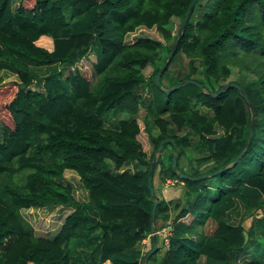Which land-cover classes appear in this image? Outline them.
Wrapping results in <instances>:
<instances>
[{"label": "trees", "instance_id": "16d2710c", "mask_svg": "<svg viewBox=\"0 0 264 264\" xmlns=\"http://www.w3.org/2000/svg\"><path fill=\"white\" fill-rule=\"evenodd\" d=\"M192 1L0 0V68L18 77L0 80L3 96L11 94L0 100V264H142L140 243L150 236L152 246V226L157 231L168 220V244L162 235L146 264H230L238 251L264 256L257 243L264 237V0H196L180 31ZM173 16L179 26L169 47L149 36L126 40L139 26L170 39ZM176 38L156 85L154 75ZM89 51L96 59L79 67ZM177 53L192 71L203 69L206 78L196 79L202 87L186 82L164 91L186 78L176 74L162 83ZM232 66L249 67L256 77L212 95ZM33 67L49 69L37 74ZM37 78L42 90L29 87ZM147 80L149 97L138 90ZM141 107L143 127L135 116ZM110 111L128 115L108 126ZM141 130L150 153L138 138ZM167 137L175 144L164 142L163 151L168 144L174 151L163 159L155 153ZM189 147L204 153L182 165L179 157ZM155 156L153 180L157 167L161 180L176 171L191 177L181 178L182 196L155 191L160 202L152 220L148 171ZM66 169L77 173L87 200L75 197ZM211 177L213 192L205 182ZM236 199L261 212L252 213L247 229L242 215L235 223L224 215ZM58 205L70 211L52 235L37 234L22 212ZM261 258L254 264H264Z\"/></svg>", "mask_w": 264, "mask_h": 264}, {"label": "rangeland", "instance_id": "374dc122", "mask_svg": "<svg viewBox=\"0 0 264 264\" xmlns=\"http://www.w3.org/2000/svg\"><path fill=\"white\" fill-rule=\"evenodd\" d=\"M178 26H179V19L177 17L173 16L170 19V22L167 24V27L172 32V36L170 39H168V40L165 39L160 34L158 29L155 27L139 26L133 32H130L127 34L126 40L134 39L135 37H139V36H149L152 38L159 39L160 41L165 43L167 45V47H169L171 45V42L173 40L172 39L173 35L176 33ZM169 52H168V54H169ZM165 54H166V49L164 51H162L161 55L165 56ZM89 59H91V60L96 59L94 51H89L87 53V56H85L84 58H82L78 62V64H79L78 66L84 67L85 64H87V66H88L89 61H90ZM260 60H262V59H260ZM252 66H254V64H252ZM32 69L37 74H44L48 71L49 67H43V68L33 67ZM151 71H152V65L147 64V66L143 69V72H144V75L146 78H148V79L150 78ZM167 73H168L167 77H169V78L167 79V77H166L165 78L166 80L163 79L162 83L164 85L171 82V79L176 77V74H180L184 77L195 78L197 80H201V79L206 78L204 71L200 66L197 68V71H195V72L192 71L191 66L188 63V58L183 56V55L180 56V54H178V53L174 55L173 60L171 61L170 65L168 67ZM255 73L256 72H253L249 67L241 69V68H238V66H232V71H231L230 75L225 80H223L222 83H227L229 81H241L242 83H246L247 80L249 81V79H253L256 77ZM17 79H18V77L14 72L10 71L7 68H0V80L3 81V83L15 82ZM37 79H35L29 85V87L33 88V89H37V90H42L43 89L42 82L39 79L38 80ZM138 90L142 94L146 95V97H149L150 93H151L150 80H147L145 83L141 84V86L138 88ZM10 95L11 94H7V95L3 96V92H0V100L8 99ZM2 103L3 102H1L0 104H2ZM201 110L206 111L208 113L211 112L210 109H206L205 107H202ZM145 113H146L145 108L141 107L135 115L138 118L139 123L141 124V127H143V118H145ZM127 115H128L127 112L120 111L119 114H115L114 112L110 111L107 113V117L105 120L106 125H108V126L116 125V121L119 118L126 117ZM0 122H1V120H0ZM216 127L218 129V133L223 132L222 127L217 126V125H216ZM158 132L159 131L157 129L152 130L153 134H157ZM183 133L187 134V135L189 134L188 130H186V129ZM188 136L192 139V141H195L197 135L190 133ZM138 138L141 140L143 147L147 151V153H150L152 151V144L150 143V140H149L147 134L144 132V130L140 131V133L138 134ZM176 149H177V147H176ZM163 150H164V147H162L161 150H158L155 154L159 155V157H162L163 159H165L166 153L169 152V150L174 151V148H173V146L168 144V146L165 147V153ZM202 153H204L203 149L200 151H196L190 147L186 148V152H184L179 157V161L181 162L182 165L188 166L189 158H191L192 161H194L195 158H197V156L201 155ZM125 165H127V167L132 168V164H130V163H127ZM158 169H159L158 167L155 169V176H154V180H153V187H154L156 193H158L160 196H163L165 198H169V197L176 196V195L182 196V193L184 190V184L182 183L181 185H177V186H165V185H163L162 180L158 176ZM65 177L67 180H69L72 183L73 188H74L73 192H74L75 197L81 201L87 200L88 199L87 189L82 185L77 173L72 169H66L65 170ZM205 182L210 185V190L213 192L215 189V186H216L215 177H211V178L205 180ZM244 207H246V206H244V204H242V202L240 200L236 199L235 204L230 206L229 208H227L224 215L229 221L234 222V223L238 222L240 216L242 215L243 216L242 223H243L245 229H247L249 224H250V219L252 217V213L256 214L257 216H260L261 212H256V210H251V209H250L251 211H249V210H246ZM69 211H70V207H63L60 205L52 206L51 209H47V210H40V209H35V208L22 209L23 214L26 216V218L33 225L36 233L42 234V235H52L58 229V227L60 226L61 222L63 221L65 215L67 213H69ZM190 217H191V215L189 214L188 219ZM167 222L168 221H166L164 223V225H167ZM159 223H162V221L159 220ZM212 228H213V223L211 221H208L206 223V226H205L206 231H210ZM257 243H259L261 245V248H259V250L264 249V237H260ZM141 244L142 243H140V245ZM151 247L148 249L150 250ZM141 248H142V253L144 255L142 258V260H143L146 253H147V248H144V247H141ZM251 251L253 252V250H251ZM256 251L258 252V250H256ZM256 253H254L252 255H244L242 251H240V252L238 251L232 257V261L230 264H254V259H253L254 257H256V258L260 257L261 258V254L260 253L256 254ZM261 259H264V256ZM147 264H155V263L151 261Z\"/></svg>", "mask_w": 264, "mask_h": 264}, {"label": "water", "instance_id": "95a60500", "mask_svg": "<svg viewBox=\"0 0 264 264\" xmlns=\"http://www.w3.org/2000/svg\"><path fill=\"white\" fill-rule=\"evenodd\" d=\"M196 0H193L190 4V6L188 7L182 21H181V24H180V27H179V30L181 31L183 29V27L185 26L189 16H190V13L192 11V8L194 6V3H195ZM178 43V38H176L175 40V43L174 45L172 46L168 56H167V59L163 62L162 66L160 67V69L157 71V73L154 75V81L156 83V85H159V78L161 76V73L164 71L165 67L167 66L170 58L172 57V55L174 54L175 52V48H176V45ZM186 82H190V83H195L197 84L199 87H202V83L198 82L195 78H191V77H186L184 78L182 81L178 82L177 84L175 85H172L170 87H166L164 88V91L166 93H169L170 91L176 89V88H179L182 84L186 83ZM231 86H235L237 87L238 89H241V86L238 82L236 81H229L227 83H225L220 89H218L217 91H210V93L212 95H217L219 93H221L222 91L226 90L227 88L231 87ZM246 100L248 103H250V101L248 100V98L246 97ZM252 134V126H250V133H249V136H251ZM168 140H171L174 144V138L172 137H167V138H164L159 146H158V150H161L162 147H163V144L164 142L168 141ZM241 155V154H240ZM239 155V156H240ZM238 156V157H239ZM238 157L235 159V161L238 159ZM155 161H156V156L153 158V161L151 162L150 164V167H149V171H148V187L150 189V193H151V196L155 199L154 200V203H153V206H152V213H151V219L154 220L155 219V212H156V207H157V204L160 202V198L158 196H156V193H155V189L153 187V178H152V173H153V170H154V165H155ZM172 161H173V164H172V167L174 169L175 167V161H176V156H173L172 158ZM176 174L178 176H180L181 178H184V177H191L190 175L182 172V171H176ZM152 233H153V244H152V247L149 251H147L144 259L142 260V264H146V259L153 253L157 250L158 248V244H157V240H156V237H155V226H152Z\"/></svg>", "mask_w": 264, "mask_h": 264}, {"label": "built area", "instance_id": "2783aa9c", "mask_svg": "<svg viewBox=\"0 0 264 264\" xmlns=\"http://www.w3.org/2000/svg\"><path fill=\"white\" fill-rule=\"evenodd\" d=\"M163 185L165 186H173L176 184H180L183 183V181L181 180V177H179L178 175H168L165 176L164 179L162 180ZM162 232L164 233V238H163V242L164 245L167 246L168 244V235L170 233V226L169 228H167L166 226L162 229Z\"/></svg>", "mask_w": 264, "mask_h": 264}, {"label": "crops", "instance_id": "0c3cea01", "mask_svg": "<svg viewBox=\"0 0 264 264\" xmlns=\"http://www.w3.org/2000/svg\"><path fill=\"white\" fill-rule=\"evenodd\" d=\"M177 196H179V195H177ZM170 198V197H169ZM167 227V228H169V226H170V221L168 220V222H167V225H162V227L159 229V230H155V233L157 232V238H156V240H157V244H158V246H161V243H162V235L164 236V234H163V232H162V229L164 228V227ZM162 233V234H161ZM151 234H152V241H153V233L151 232ZM150 236H147L146 238H144L143 240H142V244H141V247H144V248H150V246H151V240H150ZM153 243V242H152ZM161 250H160V253H162V251H163V247H161L160 248Z\"/></svg>", "mask_w": 264, "mask_h": 264}]
</instances>
